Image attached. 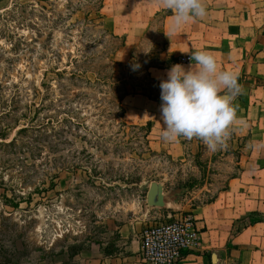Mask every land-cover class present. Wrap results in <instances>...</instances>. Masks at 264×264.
Masks as SVG:
<instances>
[{
  "label": "rangeland",
  "instance_id": "1",
  "mask_svg": "<svg viewBox=\"0 0 264 264\" xmlns=\"http://www.w3.org/2000/svg\"><path fill=\"white\" fill-rule=\"evenodd\" d=\"M93 5L0 0V264H83L82 250L119 240L122 229L141 240L154 224L146 215L153 182L163 184L169 206L203 205L240 168L219 147L211 156L188 146L177 158L148 124L125 120L131 95L121 96L132 86L113 84L108 70L105 81L92 72L125 37L88 22L87 14L99 15ZM161 19L124 63L128 83L152 87L149 66L172 61L161 58Z\"/></svg>",
  "mask_w": 264,
  "mask_h": 264
},
{
  "label": "crops",
  "instance_id": "2",
  "mask_svg": "<svg viewBox=\"0 0 264 264\" xmlns=\"http://www.w3.org/2000/svg\"><path fill=\"white\" fill-rule=\"evenodd\" d=\"M203 3L206 15L194 18L177 31L172 27L173 14L165 15L170 9L162 0H111L110 14L104 16L107 30L126 39L115 60L128 62L153 20L161 17L165 43L161 58L173 57L177 62L166 68H151L156 80L161 83L167 79L173 65L190 68L195 63L191 52L199 49L212 53L221 70L235 72L242 88L234 100L237 119L218 146L223 151L222 157L240 165L229 176L226 188L218 191L212 202L189 205L176 200L166 209L150 207L146 215L153 223L165 222L185 211L198 219L197 240L177 264H264V0H203ZM124 102H127L125 120L135 125L150 123L152 138L158 145L170 148L177 158L185 157L188 146L213 155L214 151L199 138L181 136L174 141L162 138V101L131 95ZM234 151L240 155L236 157ZM78 257L83 264H148L142 257L139 233L125 229L120 231L119 240L94 242Z\"/></svg>",
  "mask_w": 264,
  "mask_h": 264
},
{
  "label": "clouds",
  "instance_id": "3",
  "mask_svg": "<svg viewBox=\"0 0 264 264\" xmlns=\"http://www.w3.org/2000/svg\"><path fill=\"white\" fill-rule=\"evenodd\" d=\"M162 3L173 14V31L206 15L203 0H162ZM191 59L195 63L190 68L173 65L167 79L160 83L162 138L165 141L181 136L199 138L210 151H215L237 119L234 100L242 88L236 73L221 70L212 53L194 49Z\"/></svg>",
  "mask_w": 264,
  "mask_h": 264
},
{
  "label": "built area",
  "instance_id": "4",
  "mask_svg": "<svg viewBox=\"0 0 264 264\" xmlns=\"http://www.w3.org/2000/svg\"><path fill=\"white\" fill-rule=\"evenodd\" d=\"M198 235V219L193 213L150 224L141 232L142 257L149 264H177Z\"/></svg>",
  "mask_w": 264,
  "mask_h": 264
},
{
  "label": "trees",
  "instance_id": "5",
  "mask_svg": "<svg viewBox=\"0 0 264 264\" xmlns=\"http://www.w3.org/2000/svg\"><path fill=\"white\" fill-rule=\"evenodd\" d=\"M90 2H92V3L95 4L93 6L97 7V11L96 12L99 13V15H98V18L90 19L89 18L90 15L87 14V19L86 20L88 22H90L94 27L97 25V22H98V25L101 26L102 29H103V33H106L107 35H113L105 27L104 16L101 14V11H102V9L104 7L105 0H89V3ZM170 13H172L171 10L168 11V12H165V15L166 14H170ZM113 36L116 37V38L118 37V36H115V35H113ZM125 42H126V39L123 38V40L120 43V45L115 48L113 54H115L122 46H124L125 45ZM164 45H165V43H164ZM107 59L109 61L106 62L105 65H102L100 67V70L101 71H98L97 70V71H92V72L97 75V80H103V81H105L106 79H103L102 78V72H106L108 70L109 73H112V76L110 77V79H113L112 80V83L113 84H116V85H126V86L127 85H131L133 91L132 92H125V93H123V96H121V100L122 101H123V99L127 95H144V96H147L150 99L157 100V101H161V98H160L161 97L160 82L158 80H156L151 75L150 69L153 68V67L166 68V67L174 64L175 62H177V59H175V58L172 57L171 58L172 61L170 63H165V64H151L149 66V68H148V75L150 77V80H151L153 86L152 87H149L148 85H145L146 87H143L142 88L141 85H133L132 83H128L127 76H124L125 74H127L128 68L131 65V62H129L127 64H124L122 62H119V61L115 60L114 55H112V59L111 58H107ZM107 79H109V77H107ZM138 88H140V89H138ZM147 89L149 91H147ZM123 112H124V109H123ZM148 126H150V123L148 124ZM212 201H214V199L211 200L210 202H212Z\"/></svg>",
  "mask_w": 264,
  "mask_h": 264
},
{
  "label": "water",
  "instance_id": "6",
  "mask_svg": "<svg viewBox=\"0 0 264 264\" xmlns=\"http://www.w3.org/2000/svg\"><path fill=\"white\" fill-rule=\"evenodd\" d=\"M147 202L155 208H166L169 206V198L164 193V186L160 182H153L148 190Z\"/></svg>",
  "mask_w": 264,
  "mask_h": 264
}]
</instances>
